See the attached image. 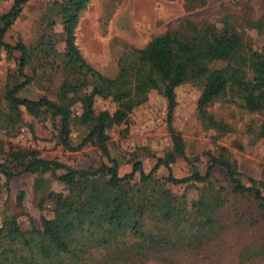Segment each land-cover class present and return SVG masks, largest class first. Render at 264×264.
<instances>
[{
  "label": "rangeland",
  "instance_id": "1",
  "mask_svg": "<svg viewBox=\"0 0 264 264\" xmlns=\"http://www.w3.org/2000/svg\"><path fill=\"white\" fill-rule=\"evenodd\" d=\"M65 0H30L5 37L6 43H23L29 49L24 74L32 82L18 94L30 100H48L60 103L64 83L74 89L66 94L71 110L70 139L79 146L90 133L91 122L86 123L82 99L93 88V79L85 71H79L70 62L65 44L58 42L63 31L59 5ZM14 0L0 1V16L8 13ZM60 3V4H59ZM240 36L247 51H258L264 56V1L263 0H90L81 13L76 27V45L85 61L110 78H117L123 67L134 62L135 49H143L155 38L169 32L189 34L190 28L202 30L214 26L222 31L226 24ZM21 53L9 54L0 50V99L5 103L7 87L21 85L25 79L20 74ZM225 61H216L211 69H224ZM203 80L193 81L176 88V108L172 127L183 140L189 159L196 162L205 175L207 153L229 161L246 186L253 179L264 183V139L260 136L262 113L250 112L238 98L218 99L205 113L199 110L203 93ZM163 87L153 89L146 101L128 112L121 122L107 129L110 156L118 163V173L124 176L140 162L149 173L158 159L170 162L175 178L181 179L193 173L192 165L175 151L169 126L168 100ZM93 109L114 114L119 104L112 98L96 97ZM6 109V113H8ZM61 121L47 110L30 114L22 108L18 124L0 126V164H9L10 152L35 153L47 161L61 163L73 170H96L104 164L112 166L94 139L78 151L64 148L61 137ZM64 170L56 173H23L8 181H0V229L15 227L28 232L31 238L40 239L43 219L52 220L56 214V202L51 193L71 194L59 180ZM169 176L165 166L155 173L163 182ZM140 173L135 182H139ZM105 180L98 182L103 185ZM182 200L186 218L197 216L195 203L215 205V218L224 223L223 233L229 236L218 244L212 260H201L207 250H170L168 253H152L146 259L132 264H264V213L258 210V202L250 195L234 191L227 171L213 169L206 182L187 185H165ZM218 196L219 201L214 199ZM159 216L148 215L147 223L164 227L167 236L188 226L158 223ZM147 219V218H146ZM190 220V222H192ZM188 229V228H187ZM2 234L0 254L12 258L14 252L28 259V250ZM149 253V252H148ZM151 253V252H150ZM209 253V252H208ZM198 254V256H197ZM210 255V254H209ZM131 264V263H130Z\"/></svg>",
  "mask_w": 264,
  "mask_h": 264
},
{
  "label": "trees",
  "instance_id": "2",
  "mask_svg": "<svg viewBox=\"0 0 264 264\" xmlns=\"http://www.w3.org/2000/svg\"><path fill=\"white\" fill-rule=\"evenodd\" d=\"M29 1L14 0L11 10L0 16V50L9 54L21 53L20 74L25 79L21 85L7 87L6 107L0 99V126L18 124L22 108L30 114L45 109L60 118V137L65 149L78 151L96 139L112 166L104 164L96 170H73L61 163L40 159L35 153L11 151L10 163L0 164V181L2 177L11 181L23 173L64 170L59 180L71 194L49 195L56 202V214L52 220L43 219V232L38 240L28 237V232L17 227L0 229V236L5 234L20 243V251H29L28 259L19 257L17 251L11 259L5 258L4 252L0 254V264H132L152 253L188 250L189 247L197 251L205 248L207 252L201 260H212L219 242L230 238L223 233V221L214 216L215 205L204 204L201 200L195 203L193 207L200 216L191 220L186 218L185 208H181L185 195L178 198L165 185L206 182L213 169L221 167L227 171L234 191L252 196L258 202V210L264 213V183L251 179L250 185L246 186L229 161L211 153L206 154L208 167L205 175L198 170L171 124L176 108L175 90L183 84L203 80L198 106L204 113L218 99L238 98L246 110L262 113L259 134L264 139V56L258 51H247L240 36L228 23L222 31L214 26L199 31L192 27L189 34L169 32L155 38L145 48L135 49L132 66L129 69L123 67L117 78H110L89 65L76 45V27L90 0H65L59 3L63 31L58 42L65 44L67 57L75 68L91 75L94 81L93 88L82 99L85 122L92 121L91 130L83 143L74 147L70 139L71 103L66 97L74 89L72 84L64 83L60 103L46 98L30 100L18 96L33 80L24 74L29 49L23 43L10 45L5 37ZM216 61H225L228 65L224 69H211V64ZM160 87L164 88L163 94L169 104V126L176 154L192 165L193 173L185 178H175L170 162L158 159L149 173H145L138 162L131 173L120 176L118 163L109 153L107 129L121 123L129 111L146 101L151 90ZM96 97L112 98L119 104V109L114 114L101 112L96 115L93 109ZM162 166L169 170V176L163 182L155 177ZM138 172L140 180L135 182ZM102 180H105L103 185L98 184ZM214 199L219 201L218 196ZM148 215L159 216L155 218L164 225L179 227L186 223L188 226L167 236L164 227L147 223Z\"/></svg>",
  "mask_w": 264,
  "mask_h": 264
}]
</instances>
